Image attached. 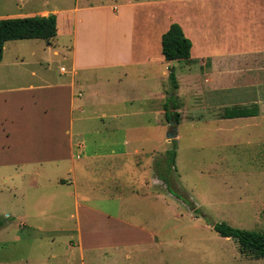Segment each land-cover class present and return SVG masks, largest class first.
<instances>
[{"label":"rangeland","instance_id":"1","mask_svg":"<svg viewBox=\"0 0 264 264\" xmlns=\"http://www.w3.org/2000/svg\"><path fill=\"white\" fill-rule=\"evenodd\" d=\"M123 1L0 0V17L41 10L44 6L58 8L62 26L65 24L66 29L64 11L67 9L87 4L113 6ZM134 2L139 5L135 13L138 27L145 21L153 23L172 16L182 26L188 23L191 30L185 28V32L191 31L194 36L187 33L190 38L198 40L209 35L217 36L225 44H231L232 50L246 54L244 58L223 61V64L235 68L241 66L238 71L244 69L243 65H254L255 71L249 73L247 82L239 78L236 83L238 88L232 91L208 92L206 110H199L198 107L197 110L190 109L198 100L186 88L183 100L185 97V106L192 114L183 112L184 120L179 126L171 120L167 128L159 131L164 143L159 147L161 154L158 160H162L164 165L161 170L167 166L168 161L164 162L168 158L166 151H176L175 161L169 165L165 176L167 185L160 178L151 189H140L146 191L138 199L122 197L118 200L102 195L99 186H102L107 173L103 167L77 171L78 190L72 184L57 185L49 177L54 175L49 162L46 164L47 170L35 165L31 168L28 165L8 167L6 171V168H0V172H4L0 173V264H81V253L84 254L85 264H264L263 257L247 258L240 252L235 239L221 236L213 228L214 223L226 222L235 227L264 232V104L259 109L258 118L223 119L231 109L219 106L238 99L252 107L256 105L252 100H264V0ZM44 41H7L5 64L0 69L10 68L6 66L9 64L7 62L16 61L14 58L19 53L22 59H18L20 64L13 69L34 70L42 75L44 70L37 60L43 47L48 51ZM54 43L60 55L45 52L46 66L52 72L69 75L71 68L67 46L71 43L70 36L62 31ZM250 52L255 54L254 62L251 61ZM173 62L178 70L182 63ZM61 67L66 71L61 72ZM171 72L172 69L167 75L165 91L168 96L164 101L170 106L173 102H180L177 94H173L177 89L171 81ZM243 84L247 87L242 88ZM176 126L179 137L168 138V133ZM144 132L154 137L156 135L153 127ZM126 134L130 137V133ZM145 144L150 146L153 143ZM125 161L128 165L121 175V189L131 185V157H126ZM34 168L41 170L42 174L30 175L28 171H34ZM8 175L14 176L15 183L11 179L5 180ZM126 191L121 193L126 194ZM77 200L89 206L92 203L96 209L120 215L137 225H144L147 233L137 232L122 239L116 235L112 240L127 241V245L124 243L126 246L120 249L121 254L113 258L104 256L97 249L85 247L81 251L77 237L78 223L74 216L77 213L82 218L87 213L82 211V206H77ZM40 211L45 216L36 214ZM89 217L92 221L86 224V228L93 229L100 219L90 214ZM81 222L84 225L83 220ZM108 224L115 226L118 222ZM150 231L155 232L156 237ZM97 240L100 239L93 236L88 241ZM129 245H132L131 258L125 255Z\"/></svg>","mask_w":264,"mask_h":264},{"label":"crops","instance_id":"2","mask_svg":"<svg viewBox=\"0 0 264 264\" xmlns=\"http://www.w3.org/2000/svg\"><path fill=\"white\" fill-rule=\"evenodd\" d=\"M138 6L134 0H124L113 6H75L64 11L66 29L65 24L62 26L58 8L44 6L41 10L11 15L56 13L57 36L62 31L70 36L67 57L71 69L69 75H65L59 71L52 72L46 66L45 52L48 55H60L54 43L57 36L50 42L44 41L48 51L43 47L37 60L43 67L42 75L34 70L13 69L20 64L18 59H22L19 53L14 58L16 61L7 62L9 64L6 66L10 68L0 69V168H6V171L8 167L28 165L31 168L35 165L47 170L46 164L49 162L54 173L49 177L57 185L72 184L78 190L77 171L86 172L94 167H103L107 173L102 186H99L102 195L118 200L122 197L138 199L144 195V191L160 181L158 173L164 165L162 160H158L161 154L159 147L164 143L159 131L167 128L171 120L176 122L173 116L166 117L164 109V101L168 96L165 91L168 71L174 70L178 83L177 91L173 94H177L180 102H173L170 106L171 112L179 114L176 122L178 126L184 120L183 112L197 110V107L199 110L208 108V92L217 94L221 90L232 91L238 88L236 83L239 78L247 82L249 73L255 71L254 65H243L244 69L238 71L241 66L235 68L223 64V61L244 58L246 54L232 50L231 44H225L217 36L209 35L198 40L190 38L188 34L194 36L191 31L188 34L185 32V28L191 30L188 23L183 25L184 28L181 26L192 41L190 59L166 60L162 54V34L175 21L172 16H167L153 23L145 21L138 27L135 19ZM250 58L254 62L255 54L250 52ZM173 61L182 63L178 70ZM3 64L4 55L0 68ZM246 85L243 84L242 88ZM186 88L198 100L190 109L185 106V97L183 100ZM237 100L219 106L226 107V110L235 109L236 106L248 107L246 101ZM251 102L256 104L258 112L263 108V98ZM230 104L232 106L227 107ZM244 117L258 118V114ZM231 118L238 117L227 116L223 119ZM152 127L155 137L144 132ZM175 128L176 136L179 137L178 127ZM126 133H130V137ZM144 143L153 144L146 146ZM126 157H131V185L121 189V175L128 165ZM39 169L28 172L32 176H40L42 172ZM43 175L47 177L46 173ZM10 179L15 183L14 176L5 177L6 181ZM143 188L146 190H140ZM126 189V194H122L121 191ZM78 205L87 213L82 218L77 213L74 216L78 223L77 237L81 251L85 247L97 249L104 256L113 258L120 255V249L127 245V241L112 240L116 235L122 239L137 232L147 233L143 229L144 225H137L101 208L96 209L92 203L89 206L77 200ZM36 214L45 216L41 211ZM89 214L100 219L93 229L86 228L92 221ZM112 221L118 224H108ZM150 232L156 237L155 232ZM93 236L100 240L88 241ZM130 246L126 248L127 258L131 255ZM81 264H85L83 253Z\"/></svg>","mask_w":264,"mask_h":264},{"label":"trees","instance_id":"3","mask_svg":"<svg viewBox=\"0 0 264 264\" xmlns=\"http://www.w3.org/2000/svg\"><path fill=\"white\" fill-rule=\"evenodd\" d=\"M57 34L58 17L56 13L0 17V62L2 61L7 41L43 39L50 42ZM161 46L162 54L166 60L190 59L191 57L192 41L185 35L181 24L178 22H172L169 28L162 34ZM170 77L174 88L177 89L178 83L174 70H172ZM164 109L166 117L170 118L173 116L175 121L178 122V112H171L170 105L167 102L164 104ZM257 114L258 108L256 105L252 107H238L226 113L229 117H244ZM167 155V166L164 170H161L163 168L159 169V176L166 185L167 179L165 176H167L169 165L175 161L176 151L168 149ZM213 228L219 235L235 239L240 252L247 258H264V232L235 227L226 222L214 223Z\"/></svg>","mask_w":264,"mask_h":264},{"label":"water","instance_id":"4","mask_svg":"<svg viewBox=\"0 0 264 264\" xmlns=\"http://www.w3.org/2000/svg\"><path fill=\"white\" fill-rule=\"evenodd\" d=\"M176 136V128L168 133V138L173 139Z\"/></svg>","mask_w":264,"mask_h":264},{"label":"built area","instance_id":"5","mask_svg":"<svg viewBox=\"0 0 264 264\" xmlns=\"http://www.w3.org/2000/svg\"><path fill=\"white\" fill-rule=\"evenodd\" d=\"M60 71H61V72H65V71H66V68L61 67Z\"/></svg>","mask_w":264,"mask_h":264}]
</instances>
